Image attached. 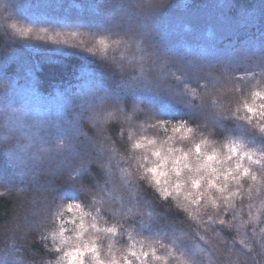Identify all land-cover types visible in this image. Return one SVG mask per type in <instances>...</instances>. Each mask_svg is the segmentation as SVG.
Instances as JSON below:
<instances>
[{"label":"trees","instance_id":"16d2710c","mask_svg":"<svg viewBox=\"0 0 264 264\" xmlns=\"http://www.w3.org/2000/svg\"><path fill=\"white\" fill-rule=\"evenodd\" d=\"M143 2L0 0V71L12 79L0 87V95L13 92L14 102L26 105L17 114L16 123L23 125L25 118L34 117L27 110L51 112L46 104L56 93L63 100L60 116H40L33 124L42 130L28 136L64 135L65 127L71 138L36 147L32 163L43 164L46 173L33 168L32 184L24 185L27 192H18L26 174L22 163L14 162V167L6 159L12 147L0 149L6 184L0 185V264H264V59L258 64L251 57L214 72L220 84L233 82L235 90L212 84L217 92L200 97L208 71L192 74L197 81L193 88L181 81L186 71L178 78L168 75L167 58L152 39V53L142 43L146 20L164 25L170 16L182 19L181 35L173 37L185 50L193 43L186 32L221 43L229 41L226 35L242 34L255 42L264 35V14L257 8L264 7V0ZM17 9L24 19L15 15ZM115 10L132 18L143 33L126 39L118 30L84 27L91 18L107 19ZM206 11L218 15V25L207 22ZM57 19L70 27L54 24ZM168 32L163 39L172 35ZM132 46L138 49L132 55L139 62L136 69L118 68L112 55L125 56ZM40 57L52 61L41 64ZM149 58L157 63L149 67L141 62ZM196 60L212 61L208 56ZM82 77L84 89L77 86ZM95 81L115 92L120 85L142 89L163 103L158 110L138 105L135 113L134 101L118 95L113 100L121 101L124 115H115L113 107L111 119L90 128L85 111L102 106L98 98L93 104L86 91ZM2 113L4 121L14 119ZM48 148L53 151L45 155ZM59 161L74 173L59 168ZM193 180L199 183L193 186ZM63 193L67 195L61 197ZM30 203L49 208L52 216L25 224Z\"/></svg>","mask_w":264,"mask_h":264},{"label":"rangeland","instance_id":"374dc122","mask_svg":"<svg viewBox=\"0 0 264 264\" xmlns=\"http://www.w3.org/2000/svg\"><path fill=\"white\" fill-rule=\"evenodd\" d=\"M151 1L152 0H144L143 3L150 4ZM159 1L164 2V0H159ZM70 7L72 6L70 5ZM103 7H106V6H103ZM257 8L262 14H264V7L262 5L257 6ZM209 12L210 11H208L206 14V17H208L206 19L207 22L213 23V25L217 24L215 22H217L216 20L218 19V15L214 13L212 16H210ZM23 13L24 12L21 11L20 9L15 10V15L24 19L25 16ZM110 14H111L110 17H108L107 19L102 18L101 16L97 15V18L95 17L91 18L89 21V24H87V26L84 25V27L88 29L92 27H97L100 29L105 28V30L107 31H117L118 30L123 35H125L126 39L131 34L136 35L137 32L138 34L143 33V32H139V29L136 27L137 24L135 23V21H133L132 18H129V17L127 18L124 12H119L115 10V12L110 13ZM171 18L173 17L170 16V18H168V21L164 25L161 23H153L149 19L146 20V28L144 30V35H142L143 36L142 43L146 45V49L149 50V52L147 51L148 53H150L153 50V46L154 48H157L162 51L163 55H165V57L167 58L166 69H167L168 75H174L175 78H178L179 75L183 73L182 70L186 71L187 75L182 76L181 81L184 84L192 86L193 88H196L197 81L195 80V77L192 74H195V73L201 74L204 71L206 72L208 71L209 73L205 74L204 76V83L200 84L201 86L202 85L204 86V90L199 94L200 97H205L204 95L207 96L209 94H214L217 92V89L212 84H215V85L218 84V86H220V88L222 87L224 91L227 90L230 92V90L232 89L235 90L236 86L233 82L231 84L226 83V82L223 84H220L219 81L215 78L214 72H218V70L220 69H227L231 67L240 66L242 65L243 60H248L251 57H253L254 59L257 57V59L259 60L257 61L258 64H260L264 59V35L259 37V39H257L255 42H252L251 38H244V35L242 34H239V35L229 34V35H226L229 41L221 43V42H218L217 40H211V39L208 41L206 40L205 36L199 37L198 35H195L196 32H192V33L186 32L185 36L188 38V40H190L193 43L191 44L189 49L185 50L183 49V46L181 45L182 42L179 41V38L173 37L176 35L177 32H179L178 36L181 35L179 30L181 29V24L183 25L182 19L173 18L170 21ZM1 19H3L2 12H0V25L2 26L3 24H2ZM236 21H239V20H236ZM247 21H249V19ZM221 22L223 21L221 20ZM55 23L59 27H62V28L70 27L69 24L59 19H57V21H55L54 24ZM221 26L222 28H224V26L226 25L221 24ZM168 31H170L172 35H168L166 36L167 38L165 37L163 39L164 32L168 34L169 33ZM233 35L236 36V38H233L234 37ZM149 39H152L153 46L150 44ZM130 44L134 45L133 40L130 41ZM202 44H205L206 47L205 46L201 47ZM216 46L217 48L220 47L221 50H216L215 49ZM203 49H206V50L204 51ZM202 50L204 52H202ZM137 51L138 49H136L135 47L133 48L132 46L124 50L125 56H121L120 54L118 56L112 55V59L116 60V65L118 68L120 67L119 65H122L123 67L128 69V71H132V70H135L137 64H139L137 60H134L132 58V55L135 54ZM206 56L210 57L212 61L211 62L209 61L206 64H200L198 62L195 63L197 61L196 58H203V57L205 58ZM191 58H195V61L191 60ZM10 60L11 59H9L8 61L10 62ZM38 61L41 64H43L46 62H51L52 60H50L49 57H46L43 59L42 57H40L38 58ZM141 62L145 63L144 65L151 67L152 64L157 63V60L154 59L151 61L149 58L148 61H145V62L141 61ZM171 62L174 64V67L176 68L174 67L170 68L169 65H171ZM6 65H8V62H6ZM185 66H187V68H184ZM1 67L4 68L3 66ZM251 69L256 71L257 66L251 67ZM4 70L5 69H2V71H0V87H4L5 85H8L10 82H12L11 78L10 79L4 78L5 77L3 73ZM175 71L179 73L176 72L174 74ZM222 74L224 75V72L221 73V75ZM81 75L84 76L85 78L86 73L82 72ZM84 78L83 77L80 79L78 78V83H77L78 87H83L82 86L83 81L81 80H83ZM107 83L113 84L114 82L108 79ZM206 84H208V86ZM209 85H211L210 89L207 88L209 87ZM118 88H121L120 92L118 91L115 92L110 87L107 88L100 81L99 82L95 81L94 83L91 84L90 88L86 89L89 99L93 100V104H94V101H96V99L98 98V100L100 101L102 105L101 107L93 106L94 109H91V110L87 109L85 111V114L83 117H85L88 123V126L90 128H101L102 125L107 120L111 119L112 114L110 115L108 110H112L113 107H116L117 109L115 112V115L117 116L124 115L123 109L119 106V103L121 101L119 100L120 101L119 102L117 100H113V97L116 98L118 95H119L118 98H122L123 96H125L134 101L135 104L133 105L134 106L133 108L135 109V113L140 111L138 105H141V106L146 105L147 107L158 110L159 104L163 103V101L158 99V97H156L154 94L145 93L144 91H142V89H138L134 91V90H131L129 87H126L125 85H120V87ZM129 89L131 91H128ZM189 89L190 88H187V90ZM15 95L16 94H14L13 92L10 95H7L5 97H2L0 95V112H3L2 114H4V112L9 113L13 115V118H14L11 121L6 122L4 121V119H2V117H0V149H4L7 146H9L10 148L12 147V150L9 152V154L7 153L6 159L8 158L7 160H9V163H11V165L15 164L17 161L22 163L23 165L22 168L24 169V172L26 174L23 175L24 177H21L22 178L21 180L22 188L20 189H18L17 187L16 188L18 189V192H27V189L24 188L25 187L24 185L32 184L31 180L29 179L31 177L30 173L32 169L38 168V170L41 173H46V170H45L46 167H44L43 164L32 163V160L34 157V151L36 150V147L41 148L43 146H49L53 142L62 143V141L66 139L71 140V138H68L67 134L69 133V131L65 127H63L64 130H61V133H64V135H61V134L59 135L57 134L59 131H56V132L44 135L43 139H40L33 135L28 136L29 133H31L32 131L42 130V128H40L38 125L33 124L34 122H36L35 120L37 118H40V116H43L45 118L50 115H53L55 117L60 116L61 111L58 106L59 105L58 103H61V101L63 100L62 99L59 100L56 93H54L55 96L53 95V98H51V101L48 104H46L53 108V109L50 108L51 112H46L42 110H34V109L27 110L26 112L31 113V116H34V117L33 119L25 118L26 120L24 121L25 123H23V125H22V122H20L21 125L20 123H16V121L19 122L17 114H22L23 109H25L26 105L22 104L23 105L22 106L21 104H17L16 102H14L16 99ZM27 95H25V98L23 100H26V97H28ZM67 95L70 96L69 93H67ZM236 100L238 99H235V101ZM238 103H240V101H237L234 103V106L236 105L235 107L236 109L238 108L237 107ZM43 107H46V106L44 105ZM65 109L70 110V106H65ZM179 111L190 113V108L183 110V108L180 107ZM211 116L212 118L215 119L218 117V114L213 112ZM12 139H15L16 141H10ZM15 142H17V144H15ZM19 142L22 143L23 145L26 144L25 145L26 147L24 148L20 146ZM52 151H53L52 149L48 148V149L43 150L42 152L45 155H47V154H51ZM102 159H103V162L106 161V157L102 158L100 156V160ZM58 167L59 168L66 167V170L68 169L67 171H69L70 175L74 173L71 170L70 166L69 165L67 166L65 161H59ZM2 168L3 167L0 165V185L6 186L3 175H2L4 172ZM6 168H10V166H8L7 164V167L5 166V170ZM57 170L58 168L55 171ZM61 195H62L61 197H64L67 194L63 193ZM52 214H53V211L50 210L49 208L48 209L45 207L39 208L37 205L30 203L28 208L25 211L24 223L28 225L29 224L33 225V223L36 222L37 220H41V218H44V216L50 217L52 216Z\"/></svg>","mask_w":264,"mask_h":264},{"label":"snow or ice","instance_id":"6c2138e0","mask_svg":"<svg viewBox=\"0 0 264 264\" xmlns=\"http://www.w3.org/2000/svg\"><path fill=\"white\" fill-rule=\"evenodd\" d=\"M23 35H27V33L25 32V33H23ZM249 111H253V109L249 108ZM176 130L179 131V129H176ZM261 130L264 131V126H262ZM149 143H151V141H149ZM196 150H197V152H199V150H200L199 149V145H197ZM232 151H235V149L233 148ZM208 158L211 159L212 157H208ZM148 171H155V169H148ZM198 183H199L198 180H193L192 181L193 186H196ZM112 230L113 229H109V231H112Z\"/></svg>","mask_w":264,"mask_h":264}]
</instances>
